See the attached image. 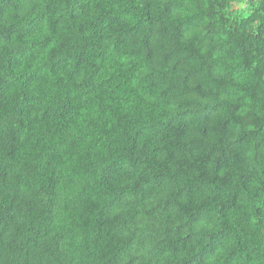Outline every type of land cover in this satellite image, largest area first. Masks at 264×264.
Segmentation results:
<instances>
[{"label":"clouds","instance_id":"9594fccd","mask_svg":"<svg viewBox=\"0 0 264 264\" xmlns=\"http://www.w3.org/2000/svg\"><path fill=\"white\" fill-rule=\"evenodd\" d=\"M0 5V264H264V0Z\"/></svg>","mask_w":264,"mask_h":264},{"label":"trees","instance_id":"16d2710c","mask_svg":"<svg viewBox=\"0 0 264 264\" xmlns=\"http://www.w3.org/2000/svg\"><path fill=\"white\" fill-rule=\"evenodd\" d=\"M8 2H10V0H4V4H7ZM224 2H225V0H217L218 7L223 8ZM0 7H3V5H0ZM220 19L224 20L225 17L221 14ZM213 239L214 238H212L208 241V243L205 245V248L202 249L201 253L197 254V256L191 257L189 259V261L187 262V264H199V261L203 260L204 257L211 252L212 247L214 246L213 245Z\"/></svg>","mask_w":264,"mask_h":264}]
</instances>
